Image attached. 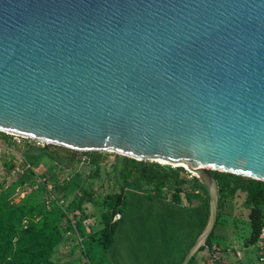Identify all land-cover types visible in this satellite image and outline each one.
Returning a JSON list of instances; mask_svg holds the SVG:
<instances>
[{"label":"water","instance_id":"water-1","mask_svg":"<svg viewBox=\"0 0 264 264\" xmlns=\"http://www.w3.org/2000/svg\"><path fill=\"white\" fill-rule=\"evenodd\" d=\"M0 131L264 181V0H0Z\"/></svg>","mask_w":264,"mask_h":264},{"label":"trees","instance_id":"trees-1","mask_svg":"<svg viewBox=\"0 0 264 264\" xmlns=\"http://www.w3.org/2000/svg\"><path fill=\"white\" fill-rule=\"evenodd\" d=\"M14 137L26 142H38L0 131V139L6 140L10 147L15 146L21 151L19 162H16L15 156L11 154L9 161H5L6 168L8 171L24 169L21 177L24 179L31 177L30 183L32 185L38 183L37 190L44 193L41 198L37 194L20 202L17 194L5 187V181L0 182V264H101L103 260L98 252L105 251L115 239L117 223L123 218L122 206L125 203L126 191L147 190L150 194L170 199L179 205L183 204V195L189 205L200 213V230L197 236L207 222L210 209L208 192L195 176H192L194 186L188 190L189 180L186 178L188 172L182 167L138 160L114 152L76 151L48 143H43L40 147L28 144L22 149L20 148L22 146L13 140ZM77 155L85 157L89 164L95 166L107 162L110 156H114L110 172L115 178L113 187H118V190L114 191L112 187L103 198L99 226L88 222V215L84 213L85 204L96 201L93 198L94 191L85 188L82 174L77 173L62 181L52 180L53 184L51 183V187L48 188L46 181L38 180L37 177L42 175L37 174L33 168L40 159L47 157L61 167L60 169L70 171L77 161ZM211 172L219 185L218 218L206 245L201 249L210 247L215 251L216 245L212 243L214 232L222 223L220 221L222 214L231 211L232 201L239 192L245 193V204L249 209L251 233L246 239V244H254L264 226V181L217 170ZM43 176L45 180L50 177L47 174ZM108 177L110 178V173ZM80 188L86 191L77 196L74 193ZM194 200H198L199 203L196 205ZM118 213L121 214V218L115 220ZM69 231L77 241L75 247L82 250L83 256L82 259L61 263L53 259V254L60 244L69 239L67 236ZM193 243L194 241L190 247ZM196 254L188 264L193 262Z\"/></svg>","mask_w":264,"mask_h":264},{"label":"rangeland","instance_id":"rangeland-1","mask_svg":"<svg viewBox=\"0 0 264 264\" xmlns=\"http://www.w3.org/2000/svg\"><path fill=\"white\" fill-rule=\"evenodd\" d=\"M13 140L17 141L22 149L28 144L36 147L43 144L26 142L18 137H14ZM20 153L15 146L10 147L6 140L0 139V182L5 181V187L14 191L20 202L37 194L41 198L44 191L37 190L39 184L32 185L31 177L25 179L21 177L24 169L8 171L6 168L5 161H9L11 154L15 156L16 162H19ZM113 160L112 155L107 162L95 166L89 164L85 157L77 155L72 170L68 171L60 169L57 164L43 157L33 165V168L37 174L42 175L37 177L38 180L46 181L48 188L51 187V183L53 184L52 180L62 181L77 173L82 174L85 188L94 191L93 198L96 201L87 202L84 213L88 215V222L99 226L101 202L115 185V178L110 172ZM187 172L186 178L189 180L187 189L191 190L194 186L193 173L188 170ZM45 174L50 176L48 180L44 179ZM84 190L80 188L74 194L80 196L86 191ZM113 190L117 191L118 187H113ZM182 199L183 204L179 205L170 199L150 194L147 190L126 191L125 203L122 206L123 218L117 223L115 239L105 251L98 252L103 260L101 264H179L197 238L201 219L199 211L190 206L183 195ZM194 203L197 205L199 201L194 200ZM231 208V211L222 214L220 218L222 223L216 228L212 238V243L219 248L216 251H212L210 247L199 250L190 264H211L212 260L220 261L222 257L223 264H260L255 245L246 244L251 227L245 193L239 192L235 195ZM67 236L69 239L60 244L53 254V259L61 263L82 259L83 256L82 250L75 247L77 241L73 239L70 231L67 232Z\"/></svg>","mask_w":264,"mask_h":264},{"label":"built area","instance_id":"built-area-1","mask_svg":"<svg viewBox=\"0 0 264 264\" xmlns=\"http://www.w3.org/2000/svg\"><path fill=\"white\" fill-rule=\"evenodd\" d=\"M120 218H121V214L118 213L115 216V220ZM254 245L257 250L258 262L260 264H264V226L261 228L257 241L254 243ZM238 255H240V252H238Z\"/></svg>","mask_w":264,"mask_h":264},{"label":"crops","instance_id":"crops-1","mask_svg":"<svg viewBox=\"0 0 264 264\" xmlns=\"http://www.w3.org/2000/svg\"><path fill=\"white\" fill-rule=\"evenodd\" d=\"M121 219H122V218H121ZM121 219H120V220H121ZM218 248H219V247H218ZM218 248H217V246H215V249H214V250L216 251ZM221 254H222V252H221ZM222 262H223V257H222V259H221L220 261H215V260L213 261V260H212V263H211V264H223Z\"/></svg>","mask_w":264,"mask_h":264}]
</instances>
